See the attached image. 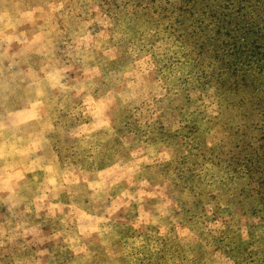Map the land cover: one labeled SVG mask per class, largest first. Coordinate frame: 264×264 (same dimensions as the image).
Segmentation results:
<instances>
[{
  "label": "clouds",
  "instance_id": "1",
  "mask_svg": "<svg viewBox=\"0 0 264 264\" xmlns=\"http://www.w3.org/2000/svg\"><path fill=\"white\" fill-rule=\"evenodd\" d=\"M162 35L136 0H0V264H114L125 240L221 229L198 140L215 89Z\"/></svg>",
  "mask_w": 264,
  "mask_h": 264
},
{
  "label": "rangeland",
  "instance_id": "2",
  "mask_svg": "<svg viewBox=\"0 0 264 264\" xmlns=\"http://www.w3.org/2000/svg\"><path fill=\"white\" fill-rule=\"evenodd\" d=\"M136 3L140 18L171 45V59L205 74L215 89L219 116L207 121L198 140L216 145L202 151L222 165L211 179L225 208L216 210L221 229L204 223L183 245L175 233L146 236L148 245H158L155 252L125 240L114 264H264V0Z\"/></svg>",
  "mask_w": 264,
  "mask_h": 264
}]
</instances>
